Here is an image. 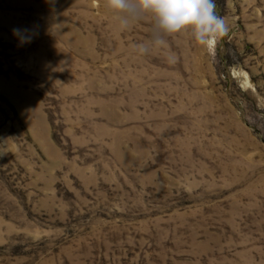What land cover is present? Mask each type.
I'll use <instances>...</instances> for the list:
<instances>
[{
  "label": "rangeland",
  "instance_id": "374dc122",
  "mask_svg": "<svg viewBox=\"0 0 264 264\" xmlns=\"http://www.w3.org/2000/svg\"><path fill=\"white\" fill-rule=\"evenodd\" d=\"M214 2V49L141 54L105 0H0V264H264V0Z\"/></svg>",
  "mask_w": 264,
  "mask_h": 264
},
{
  "label": "clouds",
  "instance_id": "9594fccd",
  "mask_svg": "<svg viewBox=\"0 0 264 264\" xmlns=\"http://www.w3.org/2000/svg\"><path fill=\"white\" fill-rule=\"evenodd\" d=\"M105 6L123 30L150 18L152 37L136 46L141 54L185 31H191L198 45L211 50L228 32L226 20L215 12L214 0H105ZM27 32L13 29L23 43L31 42Z\"/></svg>",
  "mask_w": 264,
  "mask_h": 264
}]
</instances>
